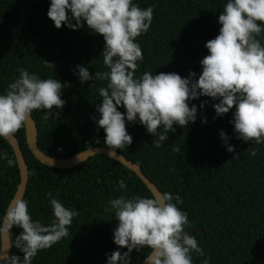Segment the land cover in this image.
Here are the masks:
<instances>
[{
  "label": "trees",
  "instance_id": "16d2710c",
  "mask_svg": "<svg viewBox=\"0 0 264 264\" xmlns=\"http://www.w3.org/2000/svg\"><path fill=\"white\" fill-rule=\"evenodd\" d=\"M50 3L51 0H0V94H5L9 83L19 76L18 68L42 79H57L65 85L61 99L66 103L62 110L56 109L60 116L53 115L44 122L42 111L32 113L40 150L60 158L95 147L109 148L104 129L98 131L93 120L100 118L96 105L102 104V98L98 89L106 82L81 83L77 68L84 66L93 76L96 71H107L102 57L105 40L89 30L86 22L77 30L66 24L57 29L47 15ZM133 3L142 9L154 7L148 32L135 41L143 52L136 76L147 71L188 78L190 72H195L193 79L198 81L202 73L200 61L209 54L206 43L219 35V16L227 0ZM68 14L71 16L70 11ZM261 42L264 44V38ZM44 60L53 65L45 68ZM219 102L205 96L189 101L190 107L196 105L198 109L195 122L187 127L174 124L175 131L168 133L159 148L153 145L156 137L147 132L138 118L135 123L126 121L133 143L116 151L140 165L162 193L182 198L183 204L178 207L189 218L185 231L196 226L204 230L205 235L193 233L205 253L203 257L193 253V264H203L208 257L209 264H264V144L237 139L232 123L235 107L220 117L213 107ZM118 110L126 113L124 107L118 106ZM205 118L207 123L203 122ZM221 131L227 134L234 152L227 151ZM15 137L29 166L30 178L23 199L29 201L33 221L48 225L54 218L48 192L66 208L80 212L69 226V236L40 251L33 264H108L114 251L126 252L127 248L114 243L118 221L114 212L105 209L110 199L121 195L149 196L152 192L143 180L120 161L102 155L71 168L52 167L33 156L25 126ZM177 148L179 152L174 150ZM252 148H259L254 157L249 155ZM5 151L16 159L13 148L0 138V152ZM237 154L239 158H235ZM121 179L127 188L117 191ZM19 182L18 163L9 168L5 160H0V218ZM22 231L16 226L11 230V254L21 258L24 254L13 244ZM149 254L147 248L133 250L131 264H141Z\"/></svg>",
  "mask_w": 264,
  "mask_h": 264
},
{
  "label": "clouds",
  "instance_id": "9594fccd",
  "mask_svg": "<svg viewBox=\"0 0 264 264\" xmlns=\"http://www.w3.org/2000/svg\"><path fill=\"white\" fill-rule=\"evenodd\" d=\"M47 15L57 29L66 24L77 30L86 22L89 30L105 40L102 57L107 71H96L93 76L88 68H77L81 83L106 82L98 89L102 98V104L96 105L100 118L93 120L98 131L104 129L111 153L133 143L126 121L135 123L137 118L156 137L153 145L161 147L168 133L175 131L174 124L187 127L195 122L198 109L196 105L190 107L189 101L200 96L219 99L213 107L220 117L235 107L232 123L237 139L264 144V0H227L219 16V35L206 43L209 54L200 61L202 73L198 81L193 79L195 72H190L188 78L147 71L136 76L143 52L135 41L152 24V6L142 9L133 0H51ZM44 61L45 68L53 65ZM17 72L19 76L9 83L5 94H0V138L6 141L27 125L34 110L42 111L43 121L48 122L53 115L60 116L56 109L62 110L66 103L61 99L65 85L59 80L42 79L24 68ZM118 106L124 107L126 113L120 112ZM203 122L207 123V119ZM220 135L227 151L234 152L227 134L221 131ZM258 152L259 148H252L249 155L254 157ZM0 160H5L9 168L17 162L7 151L0 152ZM126 188L121 179L117 191ZM47 196L54 216L48 225L33 221L25 199L15 200L5 210L0 218V239L8 235L10 240L14 226L23 229L13 246L24 255L21 258L9 254L6 247H0L3 264H33L40 251L69 236V226L80 212L66 208L51 192ZM181 204L182 198L170 192L110 199L105 211L114 212L118 221L114 243L127 251H114L108 264H131L132 251L145 248L150 250V264H193V253L203 257L204 249L194 235L185 231L189 218L178 207ZM210 259H204L203 264H209Z\"/></svg>",
  "mask_w": 264,
  "mask_h": 264
},
{
  "label": "water",
  "instance_id": "95a60500",
  "mask_svg": "<svg viewBox=\"0 0 264 264\" xmlns=\"http://www.w3.org/2000/svg\"><path fill=\"white\" fill-rule=\"evenodd\" d=\"M25 132H26L27 144H28L30 151L32 152L34 157H36L38 160H40L44 164H47V165H50L56 168H71V167L81 164L82 162L88 160L90 157H94L96 155L111 157L115 160L120 161L123 165H125L126 167L131 169L133 172H135L143 180V182L147 185V187L151 190V192L162 194L159 187L154 182H152L149 177H147L144 174L140 165L127 159L126 157L118 153L117 151L115 153H111L110 149L107 147H95V148H91L86 151H83L79 154H76L72 157H60V158L51 157V156L46 155L39 148L38 129H37L36 122L32 116L28 119L27 125H25ZM7 142L14 150L17 163H18V167H19V172H20V182L18 184L17 190L12 200L9 203L10 205L15 200L24 198L26 191H27L30 175H29V166L23 154V151H22V148H21V145L18 139L14 136V137L9 138V141ZM195 232H200L202 235H205L204 230L197 226L192 227L189 230L190 235H193V233ZM1 241H2L1 247H6L7 252L11 254L12 236H11V239L9 240L8 235H5L4 239H1ZM147 257L144 259V261L141 264H150V262L147 260ZM1 263H3L2 260H0V264Z\"/></svg>",
  "mask_w": 264,
  "mask_h": 264
}]
</instances>
